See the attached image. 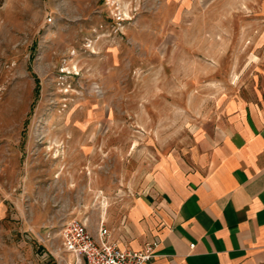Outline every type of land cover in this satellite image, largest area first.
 I'll list each match as a JSON object with an SVG mask.
<instances>
[{"label":"rangeland","instance_id":"rangeland-1","mask_svg":"<svg viewBox=\"0 0 264 264\" xmlns=\"http://www.w3.org/2000/svg\"><path fill=\"white\" fill-rule=\"evenodd\" d=\"M263 85L264 0H0V264L189 163Z\"/></svg>","mask_w":264,"mask_h":264},{"label":"crops","instance_id":"crops-1","mask_svg":"<svg viewBox=\"0 0 264 264\" xmlns=\"http://www.w3.org/2000/svg\"><path fill=\"white\" fill-rule=\"evenodd\" d=\"M255 94L226 100L189 163L161 157L88 228L96 235L102 219L122 249L157 240L147 264H264V85ZM45 238L21 264H58L59 233Z\"/></svg>","mask_w":264,"mask_h":264},{"label":"built area","instance_id":"built-area-1","mask_svg":"<svg viewBox=\"0 0 264 264\" xmlns=\"http://www.w3.org/2000/svg\"><path fill=\"white\" fill-rule=\"evenodd\" d=\"M50 233L47 234V237ZM109 231L100 219L96 235L85 219L72 217L61 224V254L58 264H147L155 255L158 241H147L141 249H122L108 239ZM63 253L71 255L65 257Z\"/></svg>","mask_w":264,"mask_h":264}]
</instances>
